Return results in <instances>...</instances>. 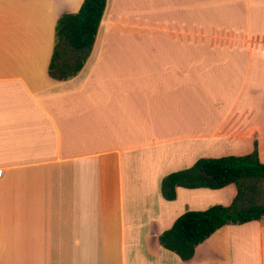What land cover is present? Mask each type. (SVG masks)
<instances>
[{
  "label": "crops",
  "instance_id": "obj_1",
  "mask_svg": "<svg viewBox=\"0 0 264 264\" xmlns=\"http://www.w3.org/2000/svg\"><path fill=\"white\" fill-rule=\"evenodd\" d=\"M83 1L0 0V264H264V217L189 260L160 242L238 191L168 200L165 176L256 143L264 163V0H107L82 68L54 77L58 19Z\"/></svg>",
  "mask_w": 264,
  "mask_h": 264
},
{
  "label": "trees",
  "instance_id": "obj_2",
  "mask_svg": "<svg viewBox=\"0 0 264 264\" xmlns=\"http://www.w3.org/2000/svg\"><path fill=\"white\" fill-rule=\"evenodd\" d=\"M106 5L107 0H84L78 12L60 16L50 63L52 76L67 78L82 68L96 40ZM67 48L84 54L72 68L66 63L58 66ZM229 184H235L238 190L230 205L215 204L181 214L172 227L160 235L161 244L189 260L197 246L221 227L264 217V163L260 160L257 143L249 154L202 157L193 166L168 174L162 181V193L166 199L173 200L179 186L219 189Z\"/></svg>",
  "mask_w": 264,
  "mask_h": 264
}]
</instances>
